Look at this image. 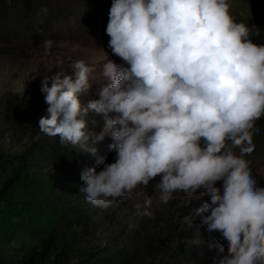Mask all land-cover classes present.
Instances as JSON below:
<instances>
[{
    "label": "clouds",
    "instance_id": "9594fccd",
    "mask_svg": "<svg viewBox=\"0 0 264 264\" xmlns=\"http://www.w3.org/2000/svg\"><path fill=\"white\" fill-rule=\"evenodd\" d=\"M106 34L128 67L74 60V79L46 75L40 89L42 133L92 155L98 142L113 141L116 161L81 173L86 200L108 209L160 176L154 190L163 204L177 193L210 195L195 213H208L202 224L222 235L220 264H264V187L245 159L264 117V44L251 39L259 28L237 22L229 0H113ZM53 43L44 41V56ZM94 73L102 82L93 83ZM94 84L99 99L85 106L79 97ZM90 113L104 121L99 133ZM151 206V197L137 203L136 219L152 217Z\"/></svg>",
    "mask_w": 264,
    "mask_h": 264
},
{
    "label": "rangeland",
    "instance_id": "374dc122",
    "mask_svg": "<svg viewBox=\"0 0 264 264\" xmlns=\"http://www.w3.org/2000/svg\"><path fill=\"white\" fill-rule=\"evenodd\" d=\"M30 1L36 4L13 1L5 7L0 5V252L7 255L10 264H24L33 255L39 256V264H83L115 259L117 253H129L130 258L113 264H168L174 257L173 250L181 247L182 264H220L226 255L220 250L225 246L222 235L208 231L202 224L208 213H195L204 200L210 202V195L197 199L177 193L163 204L159 191L154 190L161 180L157 176L147 189L136 188L131 199L118 201L108 209L86 200L80 190L81 173L89 167L99 172L104 164L114 163L116 153L108 147L113 141L106 137L98 142L94 145L96 155H92L60 143L59 136L42 133L39 120L48 115V105L40 89L46 75L62 72L74 79L70 66L74 60L102 67L111 59L128 67L108 47L106 27L113 0ZM251 1L229 0L236 20L251 19L258 13ZM46 40L54 42L50 56L43 54ZM57 57L62 59L61 65ZM91 79L93 83L103 80L98 73ZM96 90L94 84L87 95H81L82 104L99 99ZM14 117L24 124H17ZM91 118L97 124L90 123L89 127L99 133L104 124L102 117L90 113ZM259 128L253 138L255 150L245 159L251 161L258 186L264 187V129ZM44 136L60 146L51 165L31 160L30 168L38 174L27 175V181L15 186L13 194L4 195L2 190L13 173L25 169L22 156ZM100 158L103 159L97 163ZM76 159L81 161L69 162ZM217 187L222 190V181L217 182ZM147 197L152 199L153 216L137 220L134 206L143 205ZM132 223L136 226L130 227Z\"/></svg>",
    "mask_w": 264,
    "mask_h": 264
},
{
    "label": "trees",
    "instance_id": "16d2710c",
    "mask_svg": "<svg viewBox=\"0 0 264 264\" xmlns=\"http://www.w3.org/2000/svg\"><path fill=\"white\" fill-rule=\"evenodd\" d=\"M25 2L26 5L28 3H32L33 5L36 4V2H32L30 0H0V5L2 7H5L8 5L9 2ZM28 2V3H27ZM251 5L258 9V13L251 19L247 20H236L237 22H242L247 24L249 27H252L255 25L256 27L259 28L260 30V36L256 37L253 36L251 39L253 40L254 43L257 44H264V0H253L251 1ZM13 121H16L17 124L22 126L23 120L20 118H13ZM256 125L264 129V117H261L260 120L256 122ZM60 146L56 144V141H52L48 139L46 136L43 138L39 139L37 142H35L34 146L26 152L25 155L22 156L21 160L22 163L24 164V170L21 172H14L13 177L5 184V188L2 190L4 195H11L13 194L15 190V186L21 184L22 182L27 181L26 177L27 175H35L38 174L39 171L32 170L30 166L33 164L31 160L33 159H39V161H45L48 162L45 166H50L51 165V158H53V154H55L59 150ZM260 147L257 148V151L260 152ZM262 152H264V147H262ZM81 159H76L73 161H69L71 163L73 162H79ZM62 165H60L61 167ZM71 170L77 169V167H71ZM26 171V172H23ZM23 172V173H22ZM61 181V180H60ZM2 199V196L0 195V200ZM60 224H64L63 222H60ZM66 225V224H65ZM184 246H188L187 244H182ZM189 247V246H188ZM193 248V247H189ZM183 253V249L181 247L175 248L172 253V258L169 259L168 264H182L183 260L180 258L181 254ZM115 259H110V258H103L102 260H97V261H85L83 264H113V262H121L124 261L125 259L123 258H130L129 253H117L115 255ZM7 255L3 254L0 252V264H10V262L6 259ZM119 257V258H117ZM39 256L33 255L30 257L29 262H24V264H39L38 262ZM127 261H132L130 259H126Z\"/></svg>",
    "mask_w": 264,
    "mask_h": 264
}]
</instances>
